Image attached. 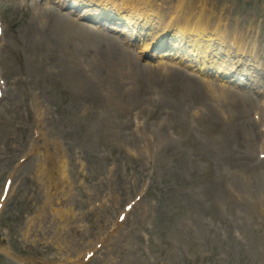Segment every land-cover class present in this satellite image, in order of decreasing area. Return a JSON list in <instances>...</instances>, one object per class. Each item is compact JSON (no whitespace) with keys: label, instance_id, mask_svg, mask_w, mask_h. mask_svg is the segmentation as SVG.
Here are the masks:
<instances>
[{"label":"rangeland","instance_id":"1","mask_svg":"<svg viewBox=\"0 0 264 264\" xmlns=\"http://www.w3.org/2000/svg\"><path fill=\"white\" fill-rule=\"evenodd\" d=\"M45 1L41 0V5ZM262 1L226 0L221 4V0H216V7L221 4L220 10H225L227 3L232 2L234 16L253 20L261 35L254 36L257 47L247 46L246 52L248 56L258 55L259 58H251L259 63L257 76L264 81V11L259 9ZM51 6L47 9L50 13L41 14L32 7L25 17L18 10L13 12L8 33L10 48L21 50L24 64L16 53L5 52L0 59L6 74L12 75L15 70L17 75L8 91L13 104L0 105V133L12 121L34 130L37 102L32 94L37 90L49 98L48 106L53 110L45 115L42 124L46 127L52 119L56 129L52 144L39 147L45 151L44 172L57 169L64 161L66 179L63 181L60 176L46 190L42 228L32 234L42 238L43 243L35 239L34 245L51 246L58 227L55 218L60 213L67 215L66 210L77 200V192L82 194L93 187L109 190L112 198L123 189L135 195L145 184L153 188L158 184L171 193L156 205V215L160 217L151 221L152 199L140 203V210L132 213L134 224L124 229L127 241L138 243L139 248L132 254H114L113 246H108L113 262L264 264V148L251 140L256 127L249 120V104L231 99L227 88L222 87L219 89L223 92L211 99L200 81L188 74L174 71L164 75L154 66L148 69L132 51L115 44L116 40L87 36L96 33L90 28L78 26L68 33L69 22L75 26V21L63 12L54 13L57 7ZM79 32L85 36L84 42L78 39ZM63 42L91 48L93 51L70 49L82 53L84 59L93 53L85 63L71 61L64 54ZM84 66L88 67L86 71ZM18 71L23 73L22 78ZM44 72L52 81L43 77ZM100 79L114 93L113 110L109 101L112 92L99 84ZM154 93L161 96H153ZM226 112L231 119L240 117L245 122V136L237 124L222 121ZM192 119L197 121L188 126ZM50 134L47 130V138ZM149 141L154 143L148 149ZM146 154L156 171L146 170L138 160ZM109 168L107 176L96 182ZM51 208L56 210L54 215ZM168 214L175 216L170 222ZM140 215L145 218L144 225H139ZM13 222L10 218L1 224L9 228L11 241L22 240L21 227L13 226ZM65 222L72 248L81 255L89 242L75 238L77 233ZM172 235L175 239L170 242ZM21 255L31 256L27 251ZM1 264L19 263L5 258ZM84 264L110 262H105L101 251Z\"/></svg>","mask_w":264,"mask_h":264},{"label":"bare ground","instance_id":"2","mask_svg":"<svg viewBox=\"0 0 264 264\" xmlns=\"http://www.w3.org/2000/svg\"><path fill=\"white\" fill-rule=\"evenodd\" d=\"M164 0L158 1V0H113L114 5H116L117 2H120V5H124L125 4V12H127L130 16L132 15V12H134L133 10L135 9V12L139 9V10H144L148 15H151L152 13H154L155 10H158V13L156 14V19L161 20L162 19V12L157 8V6H161L164 7L162 3ZM180 1V0H179ZM189 1H193V0H189ZM180 6V2L178 1H174L172 3H170L167 8L171 9V11H175V7H179ZM183 9H185L184 7H181ZM187 13H192V11L187 10ZM176 12V11H175ZM173 12V13H175ZM185 12V11H184ZM132 17V16H131ZM218 17L223 20L226 15L223 13H219ZM179 21V19H177ZM183 21V23H179L180 25H178L179 28L183 27L181 30H184L185 27L189 28V30H191L192 28L194 29V33L195 35L193 37H191V41L190 43L192 44H197L198 46L200 45H204V46H208L205 47V49H203V60L205 62H202L200 65L198 64V69L201 71H206L208 68H206V62L207 61H217L219 60L220 62H222V59L218 58L217 53H213L212 55H209L210 50L214 52L215 48H209L210 44H208V41L213 40V38H209V36L207 35V25L204 24L202 21H197L195 22V27H191L190 23H194L193 19L190 17H184L182 19H180ZM161 24L163 23L162 21H159ZM190 22V23H189ZM216 26H218V24H216ZM153 32V31H152ZM201 33H205L208 37L205 38V40L203 39L204 37L200 34ZM189 33V32H187ZM210 34V33H209ZM184 35H186V33H184ZM224 38V36H223ZM220 41H222V39H219ZM233 41L236 44V39L235 37H233ZM192 52V51H189ZM194 52L196 54L200 53L198 51V49H195ZM193 62V61H192ZM216 70H218V72H216V74L221 73L227 69H223V67H218ZM228 73V72H227Z\"/></svg>","mask_w":264,"mask_h":264}]
</instances>
